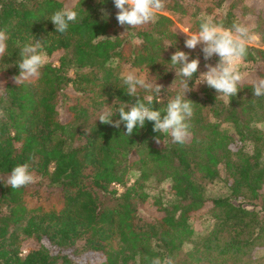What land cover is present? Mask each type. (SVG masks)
Instances as JSON below:
<instances>
[{
	"label": "trees",
	"instance_id": "trees-1",
	"mask_svg": "<svg viewBox=\"0 0 264 264\" xmlns=\"http://www.w3.org/2000/svg\"><path fill=\"white\" fill-rule=\"evenodd\" d=\"M225 4L224 15L215 13ZM65 7L79 20L55 33L49 19ZM164 9L187 17L190 34L206 16L225 28L255 16L251 32L264 42V16L244 0H165ZM117 12L114 0H0V30L8 36L0 57V264H260L254 251L264 250V97L252 88L264 78V50L248 46L243 62L253 65L254 82L232 98L189 81L195 90L186 99L195 104L183 145L152 122L129 137L123 124L98 120L107 105L115 112L136 102L125 94L124 70L164 86L150 103L163 113L182 92L171 56L177 49L195 54L167 16L126 31ZM35 41L48 61L39 77L16 84L20 50ZM24 163L36 182L12 189L11 170ZM166 182L170 203L148 192ZM214 183L223 196L207 195ZM146 205L155 209L153 219L140 216ZM200 216L213 221L202 235L190 223ZM86 253L98 261L80 260Z\"/></svg>",
	"mask_w": 264,
	"mask_h": 264
},
{
	"label": "clouds",
	"instance_id": "clouds-1",
	"mask_svg": "<svg viewBox=\"0 0 264 264\" xmlns=\"http://www.w3.org/2000/svg\"><path fill=\"white\" fill-rule=\"evenodd\" d=\"M114 5L118 9L116 19L119 25L128 31L154 23L157 14L165 8V0H114ZM49 20L55 25V33L66 34L70 25L78 22L79 15L77 11L65 7L54 12ZM255 39V34L243 24L234 22L231 28H225L214 22L211 17L205 18L201 21L198 32L187 35L185 47L190 50L201 47L206 61L214 56L219 57L215 66L206 64L207 70L201 72L199 58L190 59L188 53L177 49L171 56L170 64L178 68V72H175L176 76L181 77L182 92L167 102L163 113L150 107L151 101L159 98L166 91L163 85L157 81L155 84L149 82L146 76L138 75L137 71L122 73L121 80L126 89L125 94L136 98V102L131 103L130 106L128 103L121 104L115 112L112 111V106L107 105L98 120L115 128H120L123 124L129 137L133 135L134 130L143 129L146 122H152L155 132L170 135L175 143L183 145L191 135L188 121L194 114L193 104H195L186 99V93L195 90L189 86V81L194 80L196 87L206 84L209 88L215 89L218 96L230 98L236 96L247 76V73L240 70V65L248 55V45ZM7 40L6 32L0 30V57L6 53ZM42 47L40 42L35 41L21 48V59L17 64L20 72L13 78L16 84L40 76L47 59L41 50ZM141 89L148 95L141 98L138 95ZM252 90L254 97H264V78L257 80ZM117 114L119 119L113 121V117ZM156 142L161 143V139L157 137ZM35 182L36 177L30 171V165L24 163L11 170L6 185L12 189H20ZM152 264H161V261L156 258ZM165 264L168 262L165 261Z\"/></svg>",
	"mask_w": 264,
	"mask_h": 264
},
{
	"label": "rangeland",
	"instance_id": "rangeland-1",
	"mask_svg": "<svg viewBox=\"0 0 264 264\" xmlns=\"http://www.w3.org/2000/svg\"><path fill=\"white\" fill-rule=\"evenodd\" d=\"M76 0H68L69 5H72ZM245 3L251 7L254 8L256 13H262L264 16V0H244ZM227 4L223 5L221 8L217 9L215 11V13H220V14H225L227 11ZM158 14L167 16L168 18H170L174 24H175V28L176 31L178 32L179 35L186 37L187 39V35H190V33L188 32V25H191V22L189 21V19L187 17H182L181 15L175 14L173 12H169L165 9H163L162 11H160ZM157 14V15H158ZM200 17H205L204 15H201ZM207 17H211L213 18V16H206ZM255 16H251L248 17L245 20V26H247L249 28V31L251 32V29L254 27V23H255ZM196 22H194L195 24ZM252 33V32H251ZM253 34V33H252ZM256 39L254 41H252L248 46L251 48H256V49H261L264 50V42L257 36ZM193 53L195 54V58H199L201 63H200V71H206L207 69L205 68L206 64H212L213 66H215L218 63V60H216L217 57H213L211 60L206 61L204 59V55L201 51V47H197V49L192 50ZM48 61V59H46V62ZM253 65L249 64V63H244L242 62L240 65V70L247 73L246 79L244 82H254V78L252 75V69ZM130 71H137L134 69H125L124 73L130 72ZM137 74L139 75V72L137 71ZM243 82V83H244ZM4 85V80L2 78H0V90L3 88ZM204 84L199 85L198 87L202 86ZM195 86V89L198 88ZM259 129H261V131L264 133V122L260 123L258 125ZM169 187L170 184L169 182L164 183L161 186V190H148V192H150L151 196H159L163 199V201L165 203H170L173 200V197L168 193L169 191ZM121 190H119L120 192ZM207 195L209 197H218V196H223L225 194V191L222 187V185L220 183H214L213 185H210L208 187L207 190ZM237 204H240L239 202H236ZM244 208H248V209H252L251 207L247 206V205H242ZM155 209L146 205V206H142L140 208V216L142 218L145 219H153L157 214L154 211ZM201 217V216H200ZM196 217L194 219L191 220V225H193V227L196 230V233L199 235H202L203 233H205L208 229L211 228L212 226V219L209 216H204V217ZM188 248L184 249V252L187 251ZM99 258L98 255L92 254V253H86L84 255H82L80 257V260H90V261H98L97 259ZM254 258L257 260H260V264H264V250L262 249H257L254 251Z\"/></svg>",
	"mask_w": 264,
	"mask_h": 264
}]
</instances>
